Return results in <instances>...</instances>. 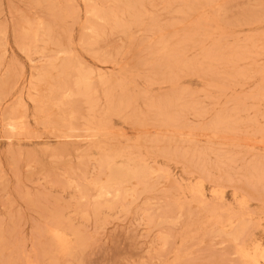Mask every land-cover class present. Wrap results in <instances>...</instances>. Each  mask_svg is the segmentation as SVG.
<instances>
[{
  "label": "rangeland",
  "instance_id": "rangeland-1",
  "mask_svg": "<svg viewBox=\"0 0 264 264\" xmlns=\"http://www.w3.org/2000/svg\"><path fill=\"white\" fill-rule=\"evenodd\" d=\"M257 263L264 0H0V264Z\"/></svg>",
  "mask_w": 264,
  "mask_h": 264
},
{
  "label": "bare ground",
  "instance_id": "bare-ground-1",
  "mask_svg": "<svg viewBox=\"0 0 264 264\" xmlns=\"http://www.w3.org/2000/svg\"><path fill=\"white\" fill-rule=\"evenodd\" d=\"M197 16V15H196ZM213 28V27H212ZM128 30V29H127ZM167 31V30H166ZM148 43V42H147ZM146 46V45H145ZM19 68V67H18ZM260 69V68H259ZM20 70V69H19ZM11 75V74H10ZM15 76V75H14ZM13 80V79H12ZM75 83V82H74ZM90 79H89V76L88 75H82V76H80L78 79H77V81H76V87L77 88H80V89H82V92L84 93V94H86V92L88 91V89H89V87H90ZM222 86V85H221ZM15 88V87H14ZM8 91V90H7ZM4 93V92H3ZM20 127V126H19ZM68 128H67V130H66V132H67V137L68 136H76V134H73V132H75L74 130H76V127H75V125L74 124H71V123H69L68 124V126H67ZM136 132V131H135ZM262 132V131H261ZM191 138V137H190ZM9 139V138H8ZM135 141V140H134ZM89 146V145H88ZM140 149V148H139ZM125 167H127V166H125ZM127 169V168H126ZM125 169V170H126ZM137 170V169H136ZM124 172V171H123ZM117 173V172H116ZM130 173V172H129ZM134 173H136V172H134ZM133 173V174H134ZM125 176V175H124ZM132 176V175H131ZM117 178V181H120V180H122L123 178H121V176L120 177H116ZM115 178V179H116ZM126 178V177H125ZM125 180V179H124ZM115 183V182H114ZM111 186V185H110ZM106 186H100V189H103V190H105L106 188H105ZM201 193V192H200ZM252 198V197H251ZM220 201V200H219ZM240 226V225H239ZM242 229V228H241ZM49 230H51V229H49ZM236 233H237V231H236ZM54 234H56V233H54ZM60 234H61V232H60ZM62 235V234H61ZM65 235V234H64ZM63 236V235H62ZM238 237V236H237ZM234 238V237H233ZM63 239H65V238H63ZM62 240V239H61ZM66 241V240H65ZM67 242V241H66ZM65 242V243H66ZM62 243H63V240H62ZM245 255V254H244ZM250 258H252V256L250 257ZM253 260V259H252ZM255 263H256V261H255ZM258 264V263H257Z\"/></svg>",
  "mask_w": 264,
  "mask_h": 264
}]
</instances>
